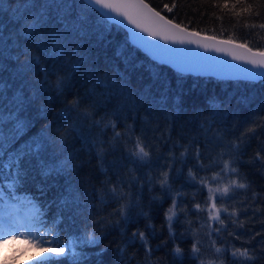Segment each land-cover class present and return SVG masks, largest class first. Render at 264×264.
Wrapping results in <instances>:
<instances>
[{
    "label": "snow or ice",
    "instance_id": "snow-or-ice-1",
    "mask_svg": "<svg viewBox=\"0 0 264 264\" xmlns=\"http://www.w3.org/2000/svg\"><path fill=\"white\" fill-rule=\"evenodd\" d=\"M201 3L214 10L200 12L201 18L209 15L223 24L227 17L233 30L239 26L264 39L261 37V32H264V0H201ZM6 6L13 7V22L19 25L13 41L16 75L24 79L31 74V79L25 84L32 94L18 97L19 103L23 104L26 98L31 106L45 96L49 97V103L61 97H72L23 147H17L20 140H27L37 131L29 127L30 121L18 119L10 137L0 134V205L6 209L0 218V246H25L13 249L12 260L16 259L17 251L36 249L41 255L33 257L31 264H63L64 261L83 264L88 259L83 249L98 247L116 229L120 230L121 241L116 245L115 259L109 264H133V261L135 264H163L162 261H152L154 252L167 248L169 240L187 242L189 235L192 237L189 250L176 245L168 253L174 264H184L186 257L191 264H225V257L228 264H255L257 260H264V235L261 232L251 238L262 236L259 252L233 245L229 255L227 245L230 241L224 236L227 233V237L239 240L241 234L236 229L245 227V221L237 218V206L243 203L236 199L239 195L237 190L244 189L247 197L251 184L242 182L246 177L241 174L240 166L250 165L264 176V116L245 118L229 126V121L236 119L235 115L212 103L207 116L200 109L181 123V103L171 104L173 111L163 115L169 101L134 93L127 84L117 89L115 76L97 75L92 68H85L89 54L83 41L97 34L89 23L95 13L106 22L127 29V38L132 45L159 65L175 68L167 60L157 59L149 51L148 42H157L165 48L187 49L192 48L189 45H195L196 49H203L199 51L203 54L222 53L237 61L233 65L250 64L251 67L246 68L254 74H264V50H254L248 39L238 41L218 38L217 35H202L201 31L190 30L182 22H175L174 17L170 19L162 14L165 10L173 13L178 7V0L165 3L159 11L145 0H20L19 5L17 0H0V15L6 12ZM77 37L80 39L77 40ZM98 39L101 42L105 39L102 32ZM4 42L3 64L13 58V49L6 40ZM0 71L6 69L2 67ZM219 77L257 80L251 75ZM73 89L77 91L73 92ZM145 103L147 107H144ZM142 108L147 115H140ZM40 111L46 110L41 108ZM129 120L132 122L127 123ZM161 121L167 125L166 136L156 135L160 132ZM137 122L140 125L138 134ZM153 124L155 126L150 127ZM242 124L247 127L237 135ZM121 125L122 131L118 130ZM186 125L192 127L186 130ZM25 129H28L27 133L20 136ZM174 130L177 131L175 140L172 138ZM193 131L195 135L191 134ZM254 139L257 141L255 154L247 161L242 160ZM77 143L87 148L89 156L95 149L94 155L100 162L99 171L104 179L99 180V186L93 184L91 178H81L76 186L66 181L59 186L57 195L49 199L48 192L57 187L62 177L73 172L79 174L82 165L74 163L79 153L66 155ZM162 148H167V153L161 151ZM177 149H182L179 155L176 154ZM117 152L119 157L109 168H104L106 156ZM33 167L44 179L42 184L32 186L34 192L29 190L28 184ZM182 177L179 189L174 192L173 184ZM49 180L53 183L48 184ZM84 185L87 187L81 192L80 187ZM156 185H159L161 195L148 200L149 210L156 201L162 207L171 198V204L164 212L168 240L153 249L148 239L149 235H155L152 224H146L144 230L137 225L141 218L151 220L149 211L144 210V193L146 188L149 193L155 191ZM183 188L196 189L192 200L186 199V194L180 190ZM205 190L207 196L203 203L194 202L197 195H204ZM258 201L264 203V197L253 191L251 198L243 203L241 211L245 214L248 208L252 209L249 220L264 211L253 207ZM181 202L184 203L183 208L180 207ZM109 207L112 210L105 215ZM76 209H82L80 215L84 234L62 241L58 232L63 218L71 216ZM204 212H207V220L203 218ZM181 213L187 226L177 236L173 226L181 223ZM192 215L201 221L199 228L194 227L193 220L187 219ZM230 227L233 230L229 231ZM148 229L152 231L148 232ZM218 241L225 246L218 247ZM78 247L80 251H77ZM129 248L136 251L129 254ZM141 248L142 260L138 258ZM106 252V248L100 249L97 255L103 257ZM0 255H3L2 251Z\"/></svg>",
    "mask_w": 264,
    "mask_h": 264
},
{
    "label": "trees",
    "instance_id": "trees-1",
    "mask_svg": "<svg viewBox=\"0 0 264 264\" xmlns=\"http://www.w3.org/2000/svg\"><path fill=\"white\" fill-rule=\"evenodd\" d=\"M147 1L158 11L162 10L165 3H172V0ZM19 4L20 0H17V5ZM205 9H207L209 13L214 11L208 8V6L203 5L201 0H178V7L173 13H168L165 10L162 14L170 19L174 17L177 23L182 22L189 28L201 31L202 33L217 35L218 37L232 38L238 41L248 39L250 40V47L264 50V39L252 35V30H244L239 26L233 30L227 17H225L223 24L209 15H205L201 18L200 12L205 11ZM39 10L40 9H36V11ZM13 11V7L6 6V12L3 15H0V25H3V27L0 26V68L3 67L6 69V71H0V80L3 81V84L0 85V93H2L0 94V134L10 137L12 129L18 119L19 121L24 122L30 121L31 123L29 127L37 130L36 133H34L33 136H29L27 140H20V143L17 144V147L19 148L23 147L25 143L31 142L35 135L39 134L43 124L51 121L57 110L67 103V99H71L72 97H61L53 103H49V97L45 96L35 101L31 106L27 103L26 98L23 104L19 103L18 97H23L25 93H27L28 96H31L32 94L31 89L27 88L25 84L26 80L31 79V74L24 79H21L16 75L13 41L16 38L15 33L18 30L19 25L13 22L15 20V16L12 15ZM16 15H19V13H16ZM10 16L11 19H9ZM189 20L192 21L191 24H189ZM89 23L92 25V30L97 34L91 38H85L83 41L85 44V51L89 54V61L84 67L92 68L97 75L106 74L109 77L115 76L114 83L117 86V89L120 85L127 84L134 93H144L149 96V98L155 96L157 100L163 98V100L169 101L168 106L163 110V115H168L173 111L171 104L181 103L182 119L180 122L183 123L187 116L192 115L194 111H199L200 109H203L204 115L207 116L209 105L215 103L219 105L221 109H226L228 112L235 115L236 119L230 120L229 126L236 123L238 120L264 116V79L257 81H242L238 79L218 78L211 75L181 73L169 65H159L158 62H153L146 53L132 45L131 41L127 38V32L123 27L108 23L95 13L92 14ZM101 32L105 37L102 42L98 39ZM220 33L223 34L220 35ZM261 37H264V32H261ZM76 39L79 40L80 38L77 37ZM5 40L8 42L10 48L13 49V58L10 62L3 64V54L6 47ZM21 59L23 58L21 57ZM121 77H123V79H121ZM79 90L83 91V89ZM72 91L75 92L77 89H73ZM114 103H118V101H114ZM147 106L148 104L145 103L144 107ZM41 108L46 111H40ZM140 115H147L143 108L141 109ZM45 116L47 117L46 119ZM37 121H40V123H37ZM131 122V120L127 121V123ZM154 126V124L150 125V127ZM139 127V122H137V134ZM191 127V125H186V130ZM245 127H247V125L242 124L236 134L239 135L240 132L244 131ZM118 130H123L122 125ZM27 131L28 129H25V132L21 133L20 136H24ZM161 134H164L165 136L168 134L167 125L163 121H161L160 124V132H157L156 135L159 136ZM191 134L195 135V132L193 131ZM110 135L111 129L108 130V136ZM172 138L173 140L177 139L176 130L172 132ZM18 139H20V137H18ZM105 139H107V137H105ZM181 143H184V141H181ZM256 147L257 141L254 139L251 142V146L247 148L242 160H249L255 154ZM161 151L167 153V148H162ZM180 151H182V149H177L176 154L179 155ZM73 152L79 153V158L74 161V163L82 165L79 174L77 175L73 172L71 175L62 177L57 187L52 188L48 192L49 199L57 195L59 186L66 181H71L73 186H76L77 181L81 178H91V182L99 186V180L104 179V176L99 171L100 162L94 155L95 149H93V155L89 156L87 148L82 147L81 144L77 143L66 155H71ZM0 155H2V150H0ZM119 155V152L107 155L103 164L104 168H109ZM89 161L91 162L89 163ZM239 170L241 174L246 177V180H243L242 182L250 183L251 187L247 190V197L244 195V189L237 190L239 193L236 198L237 201L246 203L247 199L251 198L253 191L264 197V176L260 175L256 168L247 164L240 166ZM145 171H147V169H145ZM184 175H187V167L184 168ZM201 175H203V173H201ZM182 180L183 177L181 180H178L173 184L174 192L179 189ZM43 182L44 179L38 174V169L35 167L30 169L28 181L29 190L34 192L35 188L32 186L42 184ZM52 183V180L48 181V184ZM86 187L87 185L81 186L80 191L83 192ZM180 190L186 194V199L189 201L192 200V193L196 191L195 188H183ZM160 195L159 185H156V190L151 193L148 192L147 188L145 189L144 210L149 211L151 220L148 221L141 218L137 225L140 230H144L146 224L149 222L152 224L155 229V235H149L148 239L149 245L153 249L161 244L162 241L168 240L167 222L164 218V212L170 206L171 198L166 200L162 207L160 206L159 201L153 203L151 210L147 207L148 200L151 199L152 196ZM206 196L207 190L204 191L203 196L197 195L196 201L194 202L203 203ZM83 203L84 199L81 200L82 205ZM243 203L238 205L236 209L238 220L245 221V227L243 229H236L241 234V238L235 240L227 237V233L224 234L225 238L230 241L227 245L229 248V255L233 245L235 247H248L250 252L253 249H255L256 252H259V249L262 246L260 244L262 236H256L255 239L251 238L257 232H261L262 235H264V224H261V221H264V211L257 213L252 220H249V217H252V209L248 208L247 214H245L241 211ZM180 207H184L183 202H181ZM253 207H259L264 210V203L258 201ZM111 210V207H109L104 214L106 215L107 212H110ZM231 210L232 209L230 208V211ZM81 211L82 209H76L72 212L71 216L63 218V223L60 225V231L58 232L62 241L70 240L74 235L84 234L82 216L80 215ZM202 215L204 220H207V212H204ZM187 219L193 220L195 222L194 227L199 228L201 221H198L195 215L189 216ZM184 220L185 218L181 213V223L174 224L173 226L177 236H179L187 226L186 223H184ZM226 222L229 224L231 223L230 221ZM214 226L219 227L218 224H214ZM249 229L251 231H249ZM231 230H233L232 227L229 228V231ZM128 231L130 234L131 228H129ZM151 231L152 229H148V232ZM96 234L99 235V232ZM147 234L148 233L146 232V235ZM120 241V230L116 229L115 231H112L110 235H107L98 247H85L83 251L87 254L88 259L83 261V264H100V261H103V264H109L110 260L115 259L116 245L120 243ZM191 241L192 237L190 235L187 237V242H182L179 239L175 242L169 240L168 247L155 251L151 259L152 261H162L163 264H174L172 256L168 255V253H171L176 245H179L186 251L189 250ZM244 241H250V243L245 244ZM139 243V240H137L138 245ZM205 243L207 244L206 240ZM121 246L123 247L124 245L121 244ZM217 246L223 247L225 245L218 241ZM105 248L107 249L105 256H98L97 253L100 249ZM77 251H80L79 247L77 248ZM134 251L136 250L131 248L128 249L129 254ZM138 258L141 260L143 259L142 248L138 253ZM31 261L32 258L29 261H24L20 264H31ZM63 264H68V262L64 261ZM133 264H135V261H133ZM176 264H178V262H176ZM184 264H191L187 257L184 260ZM225 264H228L227 257H225ZM255 264H264V260H257Z\"/></svg>",
    "mask_w": 264,
    "mask_h": 264
},
{
    "label": "water",
    "instance_id": "water-1",
    "mask_svg": "<svg viewBox=\"0 0 264 264\" xmlns=\"http://www.w3.org/2000/svg\"><path fill=\"white\" fill-rule=\"evenodd\" d=\"M145 2L148 3L151 7H153L148 1L145 0ZM190 30H194V29H190ZM125 31L127 32V29H125ZM203 34L206 33H202V35ZM207 35H212V34H207ZM218 38L228 39L223 37H218ZM161 43H163V41H161ZM189 46L192 48L181 49L172 46L165 48L164 46L158 44L157 42H148L149 51H151L152 54L155 55L157 59L167 60L169 63L175 66L177 71H183L184 73H192L195 75H211V76L217 75L215 77L218 78H221L219 76L228 77V76H238V75H251L257 80L264 78V74H254L250 69H247L246 67H251L250 64L243 66L233 65L232 63H237V61H233L230 56H223L222 53H215V52L211 54H203L199 52V51H203V49H196L195 45H189ZM215 55H220V56H215ZM169 66L172 67L171 65Z\"/></svg>",
    "mask_w": 264,
    "mask_h": 264
},
{
    "label": "rangeland",
    "instance_id": "rangeland-1",
    "mask_svg": "<svg viewBox=\"0 0 264 264\" xmlns=\"http://www.w3.org/2000/svg\"><path fill=\"white\" fill-rule=\"evenodd\" d=\"M6 209H2L0 205V218H2L5 214ZM25 246L22 244H5L0 246V251H2L3 255H0V264H20L24 261H29L33 257H39L41 255L40 251L36 249H27L25 251H17L16 259L12 260L11 257L13 255V249H23Z\"/></svg>",
    "mask_w": 264,
    "mask_h": 264
}]
</instances>
